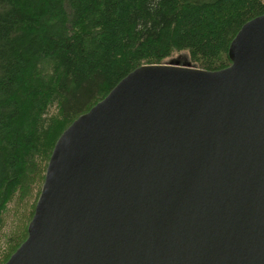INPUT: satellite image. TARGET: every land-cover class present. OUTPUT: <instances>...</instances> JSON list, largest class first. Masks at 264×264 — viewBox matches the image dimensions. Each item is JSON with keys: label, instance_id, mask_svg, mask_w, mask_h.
<instances>
[{"label": "water", "instance_id": "1", "mask_svg": "<svg viewBox=\"0 0 264 264\" xmlns=\"http://www.w3.org/2000/svg\"><path fill=\"white\" fill-rule=\"evenodd\" d=\"M231 65H144L77 118L6 264H264V15Z\"/></svg>", "mask_w": 264, "mask_h": 264}, {"label": "trees", "instance_id": "2", "mask_svg": "<svg viewBox=\"0 0 264 264\" xmlns=\"http://www.w3.org/2000/svg\"><path fill=\"white\" fill-rule=\"evenodd\" d=\"M262 15L264 0H0V235L17 193L30 203L0 264L26 241L54 146L77 118L141 66L229 67L231 42Z\"/></svg>", "mask_w": 264, "mask_h": 264}, {"label": "rangeland", "instance_id": "3", "mask_svg": "<svg viewBox=\"0 0 264 264\" xmlns=\"http://www.w3.org/2000/svg\"><path fill=\"white\" fill-rule=\"evenodd\" d=\"M20 191H24V190L20 189ZM21 196L22 193L18 192L12 204H10L7 207V209L4 211L3 217H4L5 225L0 235V243L2 242V245H0V254L7 249L8 241L16 236L15 234L17 233V224L14 222V216H16L17 219L20 216V214H23L24 212H28L30 210V203L26 204L27 201L24 202L19 201L21 200Z\"/></svg>", "mask_w": 264, "mask_h": 264}]
</instances>
